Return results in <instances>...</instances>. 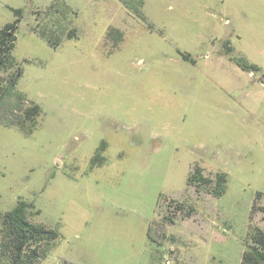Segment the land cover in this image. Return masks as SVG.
Wrapping results in <instances>:
<instances>
[{"label": "rangeland", "instance_id": "rangeland-1", "mask_svg": "<svg viewBox=\"0 0 264 264\" xmlns=\"http://www.w3.org/2000/svg\"><path fill=\"white\" fill-rule=\"evenodd\" d=\"M17 8L0 90L19 66L40 113L30 133L0 123V213L25 200L58 233L34 264H252L264 0H0V28ZM195 164L227 173L223 195L187 184Z\"/></svg>", "mask_w": 264, "mask_h": 264}, {"label": "trees", "instance_id": "trees-1", "mask_svg": "<svg viewBox=\"0 0 264 264\" xmlns=\"http://www.w3.org/2000/svg\"><path fill=\"white\" fill-rule=\"evenodd\" d=\"M13 13L15 19L0 28V68L11 69L17 65L12 58V50L16 40L15 32L22 18V10L17 8L13 10ZM235 61L244 70H259L258 66L248 63L243 57L236 58ZM20 74L21 70L17 66L8 78L9 84L0 90V106H11L21 110L22 117L19 122L0 118V123L15 125L21 131L30 133L36 125L34 117L39 115L40 107L30 101L29 107L25 108L24 103L28 102L25 96L15 93ZM12 93H15L13 97ZM186 181L196 193L203 192L210 197H219L227 189L226 172H211L198 164L193 165ZM32 206L30 202L18 200L10 210L0 213V264H34L45 256L49 247L58 239V233L55 230L30 220L28 211ZM177 207V211H183L181 204ZM191 211L193 207L190 205L186 215L189 216ZM167 219L172 221V218ZM250 240L247 250L251 263L264 264V228L255 227L251 232Z\"/></svg>", "mask_w": 264, "mask_h": 264}, {"label": "crops", "instance_id": "crops-1", "mask_svg": "<svg viewBox=\"0 0 264 264\" xmlns=\"http://www.w3.org/2000/svg\"><path fill=\"white\" fill-rule=\"evenodd\" d=\"M21 117L22 116L20 115V111L17 112L16 109H12V108L11 109L3 108L2 110L0 109V118L11 119V120H14L16 122H19Z\"/></svg>", "mask_w": 264, "mask_h": 264}]
</instances>
